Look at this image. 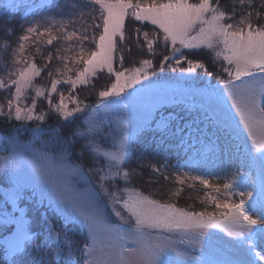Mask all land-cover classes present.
<instances>
[{
  "label": "snow or ice",
  "instance_id": "1",
  "mask_svg": "<svg viewBox=\"0 0 264 264\" xmlns=\"http://www.w3.org/2000/svg\"><path fill=\"white\" fill-rule=\"evenodd\" d=\"M22 6H26L23 0H3L0 13L14 15ZM28 14L38 18L28 22L15 46L5 39L0 48V70L5 72L0 76V91L8 93L0 103V118L9 124L19 122L14 133L27 131L32 137L21 141L16 134H0V151L7 152L0 158V168L11 185L4 204L11 202L15 208L30 191L35 207L54 212L63 226L57 230L47 213H42L44 240L33 248L38 258L19 264H257L253 257L264 264V250L257 251L256 243L258 234H264V0H232L228 8L221 0H41L25 18ZM126 18L140 24L134 30L135 47L143 50L146 43L147 52L155 55V47L162 43L169 51L158 69L151 59L124 67L125 51L130 54L132 50L118 48V42L131 39L125 35ZM149 25L154 29L153 39L148 32L141 33ZM0 31L7 37L14 29ZM54 41L63 46L55 49V57L49 52L44 64L38 65L36 56L43 55L42 48ZM89 44L94 47L89 49ZM33 47L35 52H30ZM9 48L10 63L2 55ZM185 49H207L213 61H225L220 71L226 78L213 83L214 63L209 70L201 60L189 59ZM54 58L57 66L53 68ZM166 69L180 74L186 85L177 89L182 96L199 101L192 105L198 109L193 120L195 135L191 124L173 127L171 121L178 117L172 115H161L152 128L156 103H149L146 110L136 107L142 96L151 95L149 77ZM104 70L114 80L99 91L96 106L89 107L72 94ZM45 72L50 87L35 83ZM196 81L202 86H196ZM61 85L70 86L67 97L58 91ZM54 94L59 97L56 103ZM40 99L66 123L83 115L81 125L66 134L58 127L44 128L48 113L37 111ZM69 103L75 106L69 108ZM30 122L38 123L29 128ZM149 131L160 134L162 151L177 150V161L149 164L148 182L159 183L162 178L181 186L169 190V198L180 197L182 186L195 189L199 182L217 193L206 192L203 197L214 205V211H188L138 189L116 187L121 180L127 184L135 172L124 168L135 151L133 136L138 139ZM105 143H110V149L102 147ZM85 153L92 165L87 172L73 161V156L82 160ZM181 153L187 156L183 164ZM218 155L240 162L230 182L222 185L223 193L220 185L211 183L213 175L207 170L208 160ZM184 167L192 171L184 172ZM170 168L176 169L171 176L167 174ZM89 173L98 175V184L77 187ZM237 180L258 187L255 196L251 191L234 193ZM236 194L239 202L230 199ZM246 197L252 198L247 206ZM109 206L122 223L110 222ZM15 210L20 215L3 214L4 225H15V232L4 240V264H17L12 258L22 255L42 234L31 231L25 209ZM70 224L78 226L80 243L72 238L76 229L69 228ZM51 245H55L53 261L46 259L45 252Z\"/></svg>",
  "mask_w": 264,
  "mask_h": 264
},
{
  "label": "rangeland",
  "instance_id": "2",
  "mask_svg": "<svg viewBox=\"0 0 264 264\" xmlns=\"http://www.w3.org/2000/svg\"><path fill=\"white\" fill-rule=\"evenodd\" d=\"M0 2L3 3V0H0ZM32 2L34 4H32ZM40 2H41V0H23V3H24V5H26L25 6L26 8H31V6H33L32 8H34V6ZM191 2L195 3L194 1H191ZM17 10H19V9H17ZM130 20H131V18H126V32L125 33H126V35L129 33L133 37H131V39H129V40H126V42L124 44H121L118 42V48H125L126 49L127 47H131L132 50H131L130 54L127 51H125V56L131 58L134 56V52L137 51L136 50L137 47L134 46V44H135V32H134V30L136 28H139L140 24L130 22ZM261 22L264 23V21H261ZM143 32L149 33V39L154 38L153 37L154 29L150 25L141 28V33H143ZM127 37H130V36H126V38ZM140 40L143 42V35L142 34L140 36ZM130 41H132V42L130 43ZM53 45L57 46L55 41H54ZM92 47H94V46L91 45L89 47V49H91ZM143 50H145V52L147 51L146 43L143 44ZM183 51L185 53L190 52V54H194L195 56L199 55V58H200L199 60L206 63L209 66V70H213V63H214L216 71L214 72L213 83H215L217 79L226 78V74H223L220 71L221 65H226V62L223 61L222 59L213 61L212 53L209 50H207V49L187 50V49H185ZM166 52L169 53V51H166L164 49L163 44L161 43L159 46L155 47V55L151 54V56L154 58V61L152 60L153 58H151V57H149L147 59H151L153 61L154 68L158 69L159 62L163 59ZM144 59H146V58H144ZM169 63H172V61H169ZM134 66H139V63L137 65H130L129 67H134ZM182 66L187 67V64L182 62ZM114 67L119 68V65L114 63ZM125 68H128V67H125ZM149 71H152V69H149ZM198 73L200 75L203 74L202 70H198ZM73 78H75V72H74ZM112 80H114V76L110 77L106 70H104L103 72H98L96 77L91 78V82L87 86L78 85L77 89L74 90L72 92V94L76 95L78 97V99L80 101H82L83 103L90 104L91 102L95 101L96 99H98V100L100 99L98 96L99 91L110 86ZM149 80L151 81V88H152L151 95L149 98H145L142 96L138 100V102L136 104V107L138 110H146L149 103H156L157 107H156V110L154 112V114H155L157 111L161 110L163 107H168V106H171L172 104H177V103L181 102L180 100L199 103V101L197 99H193L191 96H182L180 94V92L177 91L178 88H183L186 86L184 84V82L180 79V74L178 72L173 73V72L168 71L167 69L163 73L157 71L155 76L149 77ZM35 83H36V81H35ZM146 83L147 82H145V81H141V84H146ZM195 83H196V86H202V82H200V81H196ZM36 84L41 85L40 82H38ZM64 87H65V89H64ZM139 87H140V85H133V88L138 89ZM69 89H70V86H68V85L58 86V91H62L66 97L69 95ZM127 91L130 92V91H132V89L130 88ZM7 95H8V93L6 94V96ZM4 96L5 95H3V91H0V103L4 102V100H5ZM54 97L55 98L53 100V103H56L58 101L59 97L55 94H54ZM28 102L30 103L31 101L29 100ZM182 102L184 103V101H182ZM124 103H128V101H124ZM184 104H186V103H184ZM42 105H45V107H46L45 112L48 113L46 120L49 119V121L53 122L52 119L57 120V117H59V119L61 118L63 125L66 126V127L63 126V130L61 132L67 133L71 130H74L77 125H81V121L83 120V115H78V118L75 121H73V123L69 124V123L64 122L63 118L61 116H59L57 113L50 110L47 103L42 104ZM74 106H75L74 104L69 103V108L74 107ZM43 110H44L43 106L40 107V110L38 109V111H43ZM101 115H103V114L101 113ZM36 123H38V122H31V124H34V125H36ZM19 127H20V124L17 125L16 127H14L13 129H11V132H8V133L4 132L5 133L4 134L1 131L0 134H3L5 136H10V135L16 134L19 136V139L21 141L31 140L32 137H31L30 132L22 131L20 133H14L13 130L16 128H19ZM43 138L47 139V135H45ZM83 143H84V141H82V140L79 142V144H83ZM79 144L77 145V147H79ZM102 147H104L105 149H110V143H105L102 145ZM6 155H7V152L0 151V158L4 157ZM73 161L76 163L82 164L84 166L85 172H87V169L90 166H92L90 158L88 157L87 153H85V156L82 160L76 156H73ZM102 163H103V161L101 160V164ZM128 164H129V162H127L126 165H124V168L128 167ZM98 180H99V177L97 174L89 173L87 176H85L82 180H80L77 183V187H80V188L93 187V186H96L98 184ZM211 183L213 185H220L221 186V193H223L224 189L222 188V185L226 183V180L224 178L213 177L211 179ZM153 186L154 185H152V183H149L146 179H145V181L143 179H140L138 174H136L135 172L127 184H125L121 180L116 185L117 188L130 187V188L138 189L144 195H149L154 199L161 200L162 202L176 203V205L178 207L185 208L188 211L194 210V211L199 212L202 210H207V211H214L215 210L213 204H211L208 201L203 200V197L205 196L206 192L210 193L211 195H217V193H215L211 189H207L206 192L201 193V194H195V195L192 194L193 196H191V198H189L190 196H188L186 193L182 194L181 197L169 198V195H168L169 190L175 188V187H173L172 183H171V185L169 183L162 184V186L155 184V186H157L156 189H154ZM175 186H178V185H175ZM108 187L110 188V190L112 189L111 184H109ZM10 189H11V185L4 177V170L2 168H0V264H4V240L6 238L11 237L12 234L15 232V225L14 224H9V225L3 224L2 221L4 219V215H3L4 212L14 213L15 215L18 216V215H20V213L18 211H16L15 209L16 208L25 209L26 218L29 219L30 221H32L31 231L35 228L39 229L40 224H41V226L42 225L46 226L44 216L42 215V213L46 212L47 213V219L52 221V223H53V219H55L56 217L61 218L52 211L47 212L42 207H39V208L35 207L30 191L26 192L20 201H17L15 208L11 202H9L7 204V206H5L4 201H5L6 193H9ZM257 191H258V187L256 188V192ZM219 198L221 200L225 199V197L223 195H220ZM230 199H232V198L230 197ZM249 199H252V198H248V200H247L248 202L250 201ZM103 202L107 203L106 200H104ZM117 210H120L123 212V210L120 208H118ZM106 211L108 213V217H109V220L111 223H122L119 220V218L115 217L112 214L110 206L106 209ZM253 212L255 213V210H253ZM123 215L126 218L128 216V214L126 212H123ZM131 223H132V221L129 219V224H131ZM72 226L73 225L70 224L69 228H72ZM216 231L220 232V229H216ZM258 237H259L260 250H264V234H258ZM72 238L76 240L75 233L72 234ZM54 248H55V245H53V247H51V250H50V258H49L50 261L54 260V257L52 256V252H53ZM12 259L16 260V257H13ZM257 264H259V263L257 262Z\"/></svg>",
  "mask_w": 264,
  "mask_h": 264
},
{
  "label": "trees",
  "instance_id": "3",
  "mask_svg": "<svg viewBox=\"0 0 264 264\" xmlns=\"http://www.w3.org/2000/svg\"><path fill=\"white\" fill-rule=\"evenodd\" d=\"M191 1H194L195 3L198 2V0H191ZM147 2L150 3L151 0H147ZM231 3H232V0H221V4L224 5L226 8H228V6ZM33 9L34 8L31 7L25 11L15 10L14 15H5L3 13H0V17H3V18H0V29H3V28L14 29L12 34L10 36H7V37L5 36L3 31H0V48L3 47V41L5 39L8 40L10 43H12L13 46H15L18 36L23 34V29L28 26V22L38 18V17L33 16L31 14H28L27 17L25 18V14L31 13V11ZM130 22H133V20L131 19ZM125 35H126V33H125ZM126 36L133 37L129 33ZM131 42L132 41H130V43ZM56 45L57 46H54V45L44 46L42 48L43 55H37L36 56V63L38 65H43L44 64V58L43 57L47 56V54L49 52H52L53 56L55 57V55H56L55 49L63 46L61 43H58V42H56ZM90 46H91V44L87 45L88 48ZM136 50L137 51L134 52L133 57L130 58V57L125 56L124 67H129L130 65H137L139 63L140 59H144V58L147 59L149 57L153 58L151 56V54H148V52L147 51L145 52V50H140L139 48H136ZM29 51L35 52V48L34 47L30 48ZM10 52H11V49L9 48L7 53L2 54L3 59L9 63H10V56H9ZM168 54L169 53L166 52L165 55H168ZM185 55L189 59H194V60L200 59L199 55L195 56L194 54H190V52L189 53L186 52ZM152 60L154 61V58ZM52 65H53V68L57 66V61L55 60V58L52 61ZM3 75H5V72L3 70H0V76H3ZM73 75H74V72L72 73V76ZM38 82H40L41 85H43L45 87H50V80L48 79L46 72L36 80V83H38ZM64 89H65V87H64ZM6 94H7L6 92H3V95H5L4 97H6ZM46 103L47 102L44 101L43 99L38 100L37 111H38V109L40 110L41 106H43V109H44L43 111H45L46 107H45V105H42V104H46ZM98 103H99V100L96 99L95 101H93L87 105L89 107H94ZM197 114H198L197 108L191 110V108H189L185 104H172L171 106L163 107L161 110L157 111L154 114V119L151 121V127L152 128L156 127L155 120H158L161 115H163L165 117L172 115V116L178 117V120L171 121L173 127H175V125L177 123L180 124L181 126H184L185 124H191L192 125L191 131H192L193 135H195L197 124L193 123V120H195ZM52 120H53V122H51V121H49V119H47L42 126L46 129H48L49 126L58 127V128H60L61 131L63 130V126L66 127L65 125H63L61 118L59 119V117H57V120L56 119L55 120L52 119ZM19 124L20 123L16 122L15 120H13V122L11 124H9L6 121V118H0V132L1 131L3 133L4 132H7V133L11 132V129H13L14 127H16ZM35 126L36 125L31 124V122L28 124L29 128H32ZM200 127H203V125H200ZM208 131L210 133V129ZM64 134H66V133H64ZM186 134H187V129L185 130V135ZM133 140L137 141L136 143L133 144L135 151L132 153L130 159L128 160L129 164H128V167H126V169L129 170L130 172L135 170V173L138 174L139 178L143 179L144 181H145V179L148 181V177L150 175V169L148 167L149 164H157L158 165L164 159H167L169 164H172L173 162L177 161V150L174 147L168 148L166 151L161 150L162 146L159 144L160 134L158 132H151V131L146 132L143 135H141L138 139L136 136H133ZM186 159H187V156H185L183 153H181L180 163L183 164L184 160H186ZM239 163L240 162L238 159H230L228 156L221 157L218 155V156L212 157L208 160L207 170L211 171L212 175L214 177H224L226 180V183H227V182H230V180L232 179V173L235 172L236 167L239 165ZM141 165H143V167H141ZM182 170L184 172L185 171L186 172L192 171V169H189L187 167H184ZM175 171H176L175 168H170L168 170L167 174L169 176H171L172 173ZM193 174H195V173H193ZM151 183H152V185H154L153 186L154 189L157 188V186H155V184L162 186V184H167V183H169L170 185L172 183L173 187H181V186H175L176 184H174L173 182L164 180L162 178L159 180V183H157L155 180H153ZM191 183H192V181H188V184H191ZM242 185H243V183H241L240 180H237L232 191L234 192L235 190L242 189L243 188ZM182 187L184 188V190L181 193V195L186 193L190 197L195 195V194H201V193L206 192V189H204V187L202 185H200L199 182H196L195 189L189 188L187 185L182 186ZM181 195H180V197H181ZM234 196L235 195H233L231 197L232 198L231 200L235 202ZM53 223L56 225L57 230L61 229L63 226V222L58 217L53 219ZM39 226H40L39 229L35 228L32 231L33 232H41L42 234L37 238L36 241H34V243L32 245H29L26 248L25 252L22 255L16 256L17 264H19L20 261L29 262V261H32V260L38 258L36 256V254L34 253L33 248L35 245L43 243V240H44L43 233L45 230V226H43V225L41 226V224ZM51 246L45 249V252L47 253L46 259L49 261H50L49 258H50Z\"/></svg>",
  "mask_w": 264,
  "mask_h": 264
},
{
  "label": "bare ground",
  "instance_id": "4",
  "mask_svg": "<svg viewBox=\"0 0 264 264\" xmlns=\"http://www.w3.org/2000/svg\"><path fill=\"white\" fill-rule=\"evenodd\" d=\"M32 4H34L33 2H32ZM31 7H33V6H31ZM28 8H26L25 6H22V7H20L19 8V10H21V11H25V10H27ZM181 102H179V103H177V104H182L183 102L182 101H185V100H180Z\"/></svg>",
  "mask_w": 264,
  "mask_h": 264
}]
</instances>
